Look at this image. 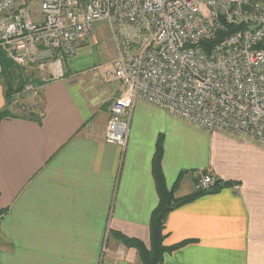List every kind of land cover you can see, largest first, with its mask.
I'll list each match as a JSON object with an SVG mask.
<instances>
[{"label": "crops", "instance_id": "crops-1", "mask_svg": "<svg viewBox=\"0 0 264 264\" xmlns=\"http://www.w3.org/2000/svg\"><path fill=\"white\" fill-rule=\"evenodd\" d=\"M96 60L81 45L63 61L62 77L33 81L38 120L0 121V209H7L0 264H141L111 231L149 246L160 133L174 198L196 193L199 171L220 182L168 212L164 245L188 242L165 253L163 263L264 264V145L196 127L144 101L134 104L125 148L105 143L120 86L102 79ZM4 90L0 82L1 110L9 108Z\"/></svg>", "mask_w": 264, "mask_h": 264}, {"label": "built area", "instance_id": "built-area-1", "mask_svg": "<svg viewBox=\"0 0 264 264\" xmlns=\"http://www.w3.org/2000/svg\"><path fill=\"white\" fill-rule=\"evenodd\" d=\"M98 20L106 21L116 49L98 68L105 82L120 86L105 143L125 148L134 104L144 101L196 127L264 145V0H0V53L58 79ZM38 90L29 82L11 97ZM216 181L199 171L195 190Z\"/></svg>", "mask_w": 264, "mask_h": 264}, {"label": "trees", "instance_id": "trees-1", "mask_svg": "<svg viewBox=\"0 0 264 264\" xmlns=\"http://www.w3.org/2000/svg\"><path fill=\"white\" fill-rule=\"evenodd\" d=\"M0 54H1L2 73L5 75H10L11 78H15L16 73L15 70L12 69L17 66L16 65L14 66V63L5 57L3 52H1ZM2 79L5 88L4 90L5 98L7 100V104H10L11 93H13L14 91L16 92L20 91L24 87L25 83H23L19 79L17 86L15 87L14 90L13 86L9 82L10 79H7V81L4 80L3 75H2ZM30 114L33 113H29V114L23 112L15 113L8 109H3V110L0 109V121L8 116H20L27 118ZM162 155H163V134L160 133L157 136L155 152L152 158V166H151L152 175L156 185L158 204L153 210L149 221V246L147 247L144 244V242H142L137 238L128 237L122 234L121 232L111 231L112 236L115 237L117 241H119L120 243H122L127 247H132L136 250L138 259L141 264H164L163 256L165 253L171 252L188 242L187 240H184L174 245L165 246L163 243L165 237L164 234L165 219L168 212H170L172 209L191 200L194 196L199 194L198 192H196L195 194L188 195L179 199L174 198L173 189H169L165 183V178L161 167ZM219 183L220 182L217 179L215 185L212 187V191H215L220 188ZM6 211L7 209H0V218Z\"/></svg>", "mask_w": 264, "mask_h": 264}, {"label": "rangeland", "instance_id": "rangeland-1", "mask_svg": "<svg viewBox=\"0 0 264 264\" xmlns=\"http://www.w3.org/2000/svg\"><path fill=\"white\" fill-rule=\"evenodd\" d=\"M85 45H87V50L89 51V53L94 55L97 58L95 65H98V66L104 65L105 63H108L116 55L115 45H114L113 41L111 40V33L107 27L106 21H104V20H98V21L94 22L93 33L89 37V43L84 44L83 46H85ZM12 70H15V73H16L15 78H11L10 75H5L3 73H2V75L4 76V80L7 81V79H10L9 82L13 86L14 90H15V87L17 86L19 79L23 83L27 84L31 81L36 82V81H38V79H41V81H42V79L43 80L46 78L48 79V77H49L44 70H39L35 64H28L24 67L23 66H21V67L17 66L15 68H13ZM2 75L0 76V82L3 83ZM34 82H32V83H34ZM34 84H37V83H34ZM11 95H12V93H11ZM35 97H36L35 94H33L32 96H29L27 98H23V97L19 96V94H18L17 98L15 97L14 99H12L13 97L10 96L11 102H10V104H8V107H9L8 110L14 111L15 113H18L22 110V105L32 108L35 105V100L37 99ZM37 101H39V100L37 99ZM22 111H24V110H22ZM3 241L4 240L0 237V247H2V245H4Z\"/></svg>", "mask_w": 264, "mask_h": 264}, {"label": "water", "instance_id": "water-1", "mask_svg": "<svg viewBox=\"0 0 264 264\" xmlns=\"http://www.w3.org/2000/svg\"><path fill=\"white\" fill-rule=\"evenodd\" d=\"M28 119H30V120H38L39 119V116L37 114H30L28 116Z\"/></svg>", "mask_w": 264, "mask_h": 264}]
</instances>
